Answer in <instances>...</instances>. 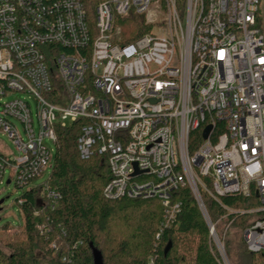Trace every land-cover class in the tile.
Listing matches in <instances>:
<instances>
[{"label":"built area","instance_id":"obj_1","mask_svg":"<svg viewBox=\"0 0 264 264\" xmlns=\"http://www.w3.org/2000/svg\"><path fill=\"white\" fill-rule=\"evenodd\" d=\"M259 3L0 0V97L9 98L0 106V132L13 144L0 147V185L8 175L6 184L34 187L54 166L45 139L56 145L58 126L83 121L81 158L107 155L111 169L104 195L160 200L157 239L177 222L183 202L174 193L188 184L208 216L203 193L221 204L224 196L256 194L259 207L223 206L230 214L263 213L244 229L248 249L263 251ZM18 93L35 99L38 129L31 103ZM200 128L203 141L191 153V134ZM46 181L41 185L55 208L61 193ZM209 227L224 257L216 223ZM40 228L48 231L45 223Z\"/></svg>","mask_w":264,"mask_h":264},{"label":"trees","instance_id":"obj_2","mask_svg":"<svg viewBox=\"0 0 264 264\" xmlns=\"http://www.w3.org/2000/svg\"><path fill=\"white\" fill-rule=\"evenodd\" d=\"M259 16V26H261ZM57 127L56 154L46 182L61 193L53 208L42 185L27 190L20 205L24 224L5 225L2 232L17 228L12 235L0 236V264H223L206 217L190 186L181 185L174 193L183 202L177 222L165 228L157 239L163 209L157 198L119 197L109 199L104 190L111 180L107 155L84 160L78 137L81 123ZM201 128L191 134L189 150L194 153L203 141ZM211 220L218 226L232 221L247 227L252 217L263 213H229L227 207L250 210L261 205L256 194L222 197L221 203L203 193ZM48 231H42L41 224ZM219 232V231H218ZM244 239V238H243ZM225 241L234 264H264V250L252 252L245 241L235 245Z\"/></svg>","mask_w":264,"mask_h":264},{"label":"rangeland","instance_id":"obj_3","mask_svg":"<svg viewBox=\"0 0 264 264\" xmlns=\"http://www.w3.org/2000/svg\"><path fill=\"white\" fill-rule=\"evenodd\" d=\"M260 4V10H259V14H260V18H261V28L264 30V0H261ZM120 25V23H119ZM122 26L124 27L125 31L130 30L131 26L130 24H122ZM17 95L19 96H26V98L28 97L27 94L24 93H18ZM9 99L8 97H0V106L1 103H3V101ZM29 100V102L31 103V107H32V111L34 114V122L36 125V128L38 129V121H37V104L35 99L32 98H27ZM19 127L23 128V126L21 125V123H19ZM46 143L53 147V154L55 155L56 153V145L54 144V142H52L51 140L45 139ZM0 147L6 148L8 150L13 149V144L12 141L10 140V138L5 134L0 132ZM52 170L49 169L45 172V174L43 176H41L39 179H37L32 186H36L38 184H41L42 181L47 180L50 175ZM7 178L8 175H6V180L5 183H3V185H0V199H5L4 202L2 204H0V231H3L5 229V225L8 226H15V227H20L23 226L24 224V216L21 210V207L19 205V198L22 197L24 195V193L28 190V187L26 188H18L16 187L15 183H11V184H6L7 183ZM30 186V187H32ZM29 187V188H30ZM248 213V212H247ZM252 213V212H251ZM250 213V214H251ZM255 219V217H252L249 220V223L251 221H253ZM228 223H226V221L222 222L219 226H218V235L221 238L222 244L223 245V251H224V257L221 256L220 251L218 246L216 245L217 243L215 242L214 238L212 237V241H214V245H216L217 250L220 254V256L222 257V263L223 264H234L232 262L231 257L227 254L226 248H225V241L228 239H231L232 241H234L233 243L235 245L237 244H242L244 242V229L243 226H240L238 224H231L230 226H228ZM17 230V228H11L9 229V231L7 232H2L0 233V236H2L3 238H5L7 235H12L15 231Z\"/></svg>","mask_w":264,"mask_h":264},{"label":"water","instance_id":"obj_4","mask_svg":"<svg viewBox=\"0 0 264 264\" xmlns=\"http://www.w3.org/2000/svg\"><path fill=\"white\" fill-rule=\"evenodd\" d=\"M212 128H213L212 126H208V127L204 130V133H203L204 138H208V137H209ZM4 200H5L4 198H3V199H0V204H2V203L4 202ZM203 212H204V215H205L206 220H207V222H208V225L210 226V224H211V220H210L208 214H207L205 211H203Z\"/></svg>","mask_w":264,"mask_h":264}]
</instances>
